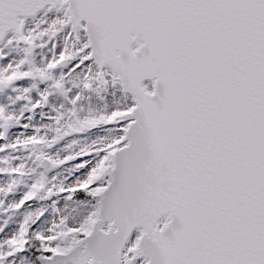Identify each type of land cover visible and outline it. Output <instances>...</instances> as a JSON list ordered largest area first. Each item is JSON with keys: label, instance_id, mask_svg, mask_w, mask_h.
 <instances>
[{"label": "snow or ice", "instance_id": "obj_1", "mask_svg": "<svg viewBox=\"0 0 264 264\" xmlns=\"http://www.w3.org/2000/svg\"><path fill=\"white\" fill-rule=\"evenodd\" d=\"M0 264H264V0H0Z\"/></svg>", "mask_w": 264, "mask_h": 264}]
</instances>
